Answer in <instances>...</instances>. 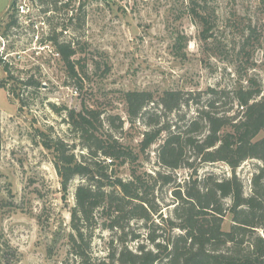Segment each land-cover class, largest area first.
Masks as SVG:
<instances>
[{
    "label": "rangeland",
    "instance_id": "obj_1",
    "mask_svg": "<svg viewBox=\"0 0 264 264\" xmlns=\"http://www.w3.org/2000/svg\"><path fill=\"white\" fill-rule=\"evenodd\" d=\"M47 1L27 0L30 11L8 29L13 0H0V264H109L108 231L95 232L86 259L77 258L69 245L79 181L68 194L62 191L53 155L37 135L51 129L57 136L70 135L53 105L77 111L101 108L121 116L126 122L123 140L138 150L144 128L130 129L125 92L158 96L167 90H233L239 83L248 86L251 78L264 86V0H62L57 9ZM16 2L15 10L21 0ZM193 10L208 22L207 39ZM56 35L77 48V77L68 73L50 41ZM27 80L41 86L26 89ZM232 106V114L238 112ZM159 145L148 151V160H141V171L170 172L158 162ZM261 168L264 164L257 160L238 168L246 195ZM130 169L122 167L120 175L129 179ZM208 173L232 176L224 163L199 170L201 177ZM173 175L183 183L191 172L180 169ZM160 197L173 203L170 187ZM173 207L164 208L166 217ZM232 218L227 213L225 231ZM259 234L264 237V230Z\"/></svg>",
    "mask_w": 264,
    "mask_h": 264
},
{
    "label": "trees",
    "instance_id": "obj_2",
    "mask_svg": "<svg viewBox=\"0 0 264 264\" xmlns=\"http://www.w3.org/2000/svg\"><path fill=\"white\" fill-rule=\"evenodd\" d=\"M47 3L57 9L62 0ZM16 5L15 1L8 29L19 24ZM193 13L206 27L207 39L206 18L197 10ZM49 39L68 73L77 77V48L57 35ZM4 71L9 75L8 64ZM247 82L233 90L197 93L125 92L130 129L144 128L138 150L125 144L126 122L121 116L101 108L83 106L77 111L53 105L70 135L57 136L52 129L37 135L53 155L62 191L68 194L79 181L69 235L77 258L88 257L95 232L104 230L112 234L109 264H264V237L259 234L264 230V169L253 176L249 195L236 174L246 161L264 164V136L259 137L264 133V86L252 78ZM23 85L41 86L33 80ZM234 104L239 110L232 114ZM156 144L158 162L169 173L140 170L141 160H148ZM215 163L228 165L232 176L199 175L204 165ZM126 165L131 167L129 179L120 175ZM180 169L191 172L183 183L173 175ZM166 187L173 200L168 205L160 197ZM171 205L166 217L163 210ZM227 213L233 217L229 231L223 229Z\"/></svg>",
    "mask_w": 264,
    "mask_h": 264
},
{
    "label": "built area",
    "instance_id": "obj_3",
    "mask_svg": "<svg viewBox=\"0 0 264 264\" xmlns=\"http://www.w3.org/2000/svg\"><path fill=\"white\" fill-rule=\"evenodd\" d=\"M26 1L27 0H21V2H19L18 6H17V13L20 17L26 15L30 11ZM1 40H2V38H1ZM1 53H2V50L0 47V54Z\"/></svg>",
    "mask_w": 264,
    "mask_h": 264
},
{
    "label": "flooded vegetation",
    "instance_id": "obj_4",
    "mask_svg": "<svg viewBox=\"0 0 264 264\" xmlns=\"http://www.w3.org/2000/svg\"><path fill=\"white\" fill-rule=\"evenodd\" d=\"M15 4V3H14ZM13 4V5H14ZM13 7V6H12ZM12 7L9 8L8 12H7V18H10V14L12 13L11 10H12ZM1 23V22H0ZM7 27V26H6Z\"/></svg>",
    "mask_w": 264,
    "mask_h": 264
},
{
    "label": "water",
    "instance_id": "obj_5",
    "mask_svg": "<svg viewBox=\"0 0 264 264\" xmlns=\"http://www.w3.org/2000/svg\"><path fill=\"white\" fill-rule=\"evenodd\" d=\"M15 1H16V0H13V2H12V4H11V6H10V7H12V6H13V4L15 3Z\"/></svg>",
    "mask_w": 264,
    "mask_h": 264
}]
</instances>
